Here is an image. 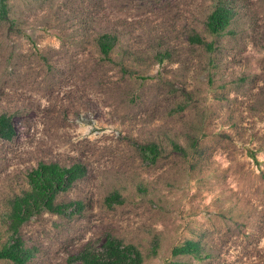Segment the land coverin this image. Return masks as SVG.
I'll return each mask as SVG.
<instances>
[{"label": "rangeland", "instance_id": "374dc122", "mask_svg": "<svg viewBox=\"0 0 264 264\" xmlns=\"http://www.w3.org/2000/svg\"><path fill=\"white\" fill-rule=\"evenodd\" d=\"M1 113L15 130L0 138L1 241L29 170L86 168L55 196L79 211L20 226L24 264H68L107 234L142 264H264V0H5ZM185 241L196 253L172 255Z\"/></svg>", "mask_w": 264, "mask_h": 264}, {"label": "trees", "instance_id": "16d2710c", "mask_svg": "<svg viewBox=\"0 0 264 264\" xmlns=\"http://www.w3.org/2000/svg\"><path fill=\"white\" fill-rule=\"evenodd\" d=\"M5 12V0H0V14ZM230 18L229 10L223 6L216 7L207 18V27L212 33L222 31ZM191 40L203 44L204 41L197 35ZM101 52L107 54L112 47L109 35L102 34L98 38ZM209 46V44H206ZM15 130L11 118L7 113L0 114V138L11 139ZM140 149L151 154L156 153L154 144L141 145ZM86 168L82 163H73L62 166L58 163L39 162L26 173L28 188L18 195L10 198L7 212L8 227L6 238L1 241L0 259L12 261L15 264H24L30 257L29 250L25 247L20 235V226L33 215L49 211L66 215L81 209L79 201L57 202L55 196L66 191L76 180L83 177ZM119 194L114 192L106 196L108 204L120 201ZM197 246L192 241H185L172 248V255L196 253ZM141 251L132 243H124L111 234L105 235L98 241H87L74 254L67 258L68 264H142ZM164 264H177L169 261Z\"/></svg>", "mask_w": 264, "mask_h": 264}]
</instances>
